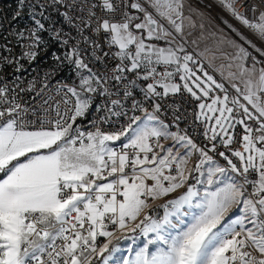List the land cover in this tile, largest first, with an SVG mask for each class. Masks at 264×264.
<instances>
[{
  "label": "snow or ice",
  "instance_id": "snow-or-ice-1",
  "mask_svg": "<svg viewBox=\"0 0 264 264\" xmlns=\"http://www.w3.org/2000/svg\"><path fill=\"white\" fill-rule=\"evenodd\" d=\"M218 3L264 42V0ZM25 5L32 23L9 33L19 54L4 38L0 69L21 73L23 61L53 44L59 51L26 86L21 76L11 87L0 77V264H264V59L244 44L262 58L264 49L223 20L244 42L222 37L235 50L237 71L224 77L230 96L187 51L185 21L195 25L185 0H18L13 20ZM49 9L75 35L55 26ZM65 65L76 82L53 85ZM182 90L199 102L204 144L179 129L178 108L171 124L161 117L159 101ZM20 93L41 98L39 109ZM38 110L44 118L26 119ZM89 115L94 131L78 123ZM185 185L158 206L159 218L145 211ZM110 225L129 234L113 244Z\"/></svg>",
  "mask_w": 264,
  "mask_h": 264
},
{
  "label": "built area",
  "instance_id": "built-area-1",
  "mask_svg": "<svg viewBox=\"0 0 264 264\" xmlns=\"http://www.w3.org/2000/svg\"><path fill=\"white\" fill-rule=\"evenodd\" d=\"M205 2L215 3L216 7L223 13V15L227 16L230 20L239 23L237 20H235L227 11L224 10V8L218 3V0H204ZM250 4L255 3L259 5V0H249ZM18 0H0V44L5 43V37H7L8 40L12 41V44L10 46L13 47V50L16 54L20 53V48L18 46H15V39L9 33L13 29L18 28H24L27 25H30L32 22L29 19L28 16V7L25 5L22 15L17 20H13V15L18 11ZM63 11V9H61ZM241 11H244V9H241ZM259 11H264V6L259 7ZM50 14L52 15L53 19L55 20L57 27H63L65 31H71L73 35H75L74 30L70 29L68 25L64 24L62 21V18L58 15V13L53 12L51 9H49ZM258 15V12L256 13ZM247 17L252 20L255 19V15L252 11L246 12ZM117 19H119V14H117ZM240 24V23H239ZM243 26V25H242ZM244 27V26H243ZM249 30V29H248ZM250 31V30H249ZM251 32V31H250ZM252 33V32H251ZM253 34V33H252ZM254 35V34H253ZM46 36V34H45ZM254 37L258 40L255 35ZM262 49H264V46H262ZM107 50V49H106ZM52 51H59L56 45H51L50 49L47 53H42L41 56L38 58L36 62L29 65L27 61H23L25 65V70L21 73H15L14 75H18L22 77V83L21 86H26L27 81L32 79L33 76H36L38 74L42 75L45 71H48L52 65L51 60V52ZM98 66V65H97ZM162 70V69H161ZM13 75V69L10 66H5L2 69H0V77H3L4 83H9V86L11 87V81L14 79ZM57 81H63L68 84L75 83L74 80V73L71 71V67L68 65L63 66L60 68L55 76L52 78L51 83L55 85ZM176 81L179 83V78H176ZM158 91H162V89H158ZM34 93H20L21 97V103L27 102V106L29 108H37L39 109V105L41 103V98L37 97L35 100H33ZM55 101L60 100V96H56L54 93ZM229 95H236L235 91L232 90L231 93L229 92ZM137 97L139 98V92L137 91ZM50 103H54L50 102ZM96 103H99V98H97ZM159 103L162 107V113L161 117L169 124L172 123L174 116L173 113L178 108L179 111L176 112L177 115H180L182 117L181 121L179 122V129L180 130H187V134L191 136L198 144H204L206 141H204L203 138V125L199 121H195L194 113L197 112V106L195 100L192 99V97L186 93L181 91L180 94H177L175 96L169 95L167 98L160 100ZM170 105L172 107H170ZM45 107H48V105H45ZM61 107L63 105L61 104ZM151 110V108H149ZM92 111L94 112L95 109L93 107ZM131 114V113H129ZM137 115H140L141 113H136ZM38 118H44V112L38 110L35 114H33L31 111H29L26 114V119H30L32 121L37 120ZM93 116L89 115L86 120L78 121V123L81 124L82 128L85 131L95 129L91 127V125L88 124L89 120H92ZM115 119V118H113ZM122 122V119H121ZM118 127V125H117ZM102 130L105 132L113 131L115 130L113 127H110L109 125H103ZM171 131H177L176 127H172ZM237 133L242 134L243 129L242 127L238 126L236 129ZM162 143L166 144V141H162ZM233 148H238V144H233ZM223 150V149H221ZM219 159V158H218ZM220 163L225 164L226 162L223 160H220ZM254 178V177H253ZM194 180H190L189 183H194ZM148 183H152L151 181H148ZM187 185H185V188L180 189L177 193H172L168 197L152 200L149 201L150 208L146 209L145 211L148 212L150 215H152L154 218H159L163 215L164 209L161 207H158L159 205H162L165 203L167 199L174 198L175 195L182 192L184 189H186ZM251 189L249 188V191ZM118 199H122V197H118ZM143 218V213L141 214V217ZM109 231H113L114 235L112 237V241H115L122 237L125 234H128L127 232L121 233L120 231L116 230L113 226H109ZM106 242V238L99 237L98 238V247L102 246ZM97 261H94V264H96Z\"/></svg>",
  "mask_w": 264,
  "mask_h": 264
},
{
  "label": "rangeland",
  "instance_id": "rangeland-1",
  "mask_svg": "<svg viewBox=\"0 0 264 264\" xmlns=\"http://www.w3.org/2000/svg\"><path fill=\"white\" fill-rule=\"evenodd\" d=\"M189 5L193 8L199 9L205 15L203 17H198L195 13H189ZM184 15H191V19L195 25L193 27L189 25L188 21H185L184 38L186 40L187 51L193 53L196 59L203 64L205 71L212 75L217 82L225 83L226 87L228 85V81L224 79V77H227L229 72H236L237 69L235 66L231 68L229 67V64L232 62L228 57L233 55L235 50L227 45V43L223 42L222 37L226 35L227 37L236 40L238 43L244 44V42L241 41L239 37L223 23V20H227L229 24L237 28L244 36L248 37V39L258 47L262 48V46H264V42L258 41L248 29L223 15V13L216 7L215 3L205 2L204 0H185ZM201 24H203L202 28L200 26ZM221 29L223 30L222 32L220 31ZM244 47L248 48V50L252 52L253 55H256L258 59H264L259 57V54L255 53L247 44H244ZM201 53L202 55H200ZM248 63L251 64V60H249ZM198 74L202 75L201 73ZM235 82L238 83V81ZM217 94L223 96V93H220L219 90H217ZM240 100L241 103L247 104L242 97ZM195 102L197 106L199 102ZM248 107L251 110V106L248 105ZM198 111L199 109L197 108V112ZM166 142V144L171 143V141ZM194 159L195 158H193V161ZM193 161H190V166ZM185 190L186 189L175 196L182 194ZM235 210L236 208L233 206V208L229 210V214ZM119 239L113 241V244L117 243ZM127 243V241H122V244L124 245ZM96 264H99V262Z\"/></svg>",
  "mask_w": 264,
  "mask_h": 264
},
{
  "label": "crops",
  "instance_id": "crops-1",
  "mask_svg": "<svg viewBox=\"0 0 264 264\" xmlns=\"http://www.w3.org/2000/svg\"><path fill=\"white\" fill-rule=\"evenodd\" d=\"M227 87L229 88V92L231 93L232 89L230 88V85L228 84ZM250 123L255 124L254 121H252V122H250ZM179 190H180V189H179ZM179 190H177L176 192H174V194L177 193V192H179Z\"/></svg>",
  "mask_w": 264,
  "mask_h": 264
},
{
  "label": "trees",
  "instance_id": "trees-1",
  "mask_svg": "<svg viewBox=\"0 0 264 264\" xmlns=\"http://www.w3.org/2000/svg\"><path fill=\"white\" fill-rule=\"evenodd\" d=\"M97 262H98V261H97ZM97 262H96V263H97Z\"/></svg>",
  "mask_w": 264,
  "mask_h": 264
}]
</instances>
